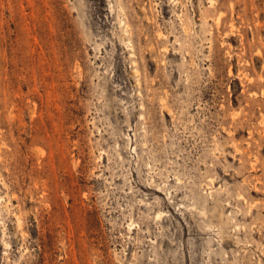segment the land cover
<instances>
[{"label": "rangeland", "instance_id": "1", "mask_svg": "<svg viewBox=\"0 0 264 264\" xmlns=\"http://www.w3.org/2000/svg\"><path fill=\"white\" fill-rule=\"evenodd\" d=\"M0 264H264V0H0Z\"/></svg>", "mask_w": 264, "mask_h": 264}]
</instances>
